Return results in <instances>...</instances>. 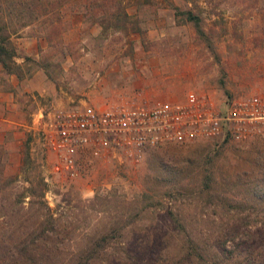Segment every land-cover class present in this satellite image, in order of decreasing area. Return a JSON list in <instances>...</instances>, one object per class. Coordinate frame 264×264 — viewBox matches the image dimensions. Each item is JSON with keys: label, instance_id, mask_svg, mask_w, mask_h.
<instances>
[{"label": "rangeland", "instance_id": "rangeland-1", "mask_svg": "<svg viewBox=\"0 0 264 264\" xmlns=\"http://www.w3.org/2000/svg\"><path fill=\"white\" fill-rule=\"evenodd\" d=\"M15 1L0 0L5 33L12 44L17 36L35 40L31 53L15 50L18 73L0 64L3 172L17 174L16 194L23 178L42 177L53 160L36 131L39 111L83 103L101 109L134 95L180 101L188 91L220 110L232 97L264 100V0H54L50 12L47 0H34L33 13ZM174 5L197 13L201 29ZM38 68L42 77H33ZM29 77L42 87L25 89ZM7 100L16 105L6 107ZM42 190L71 244L94 225H124L90 264H205L196 251L222 264L264 263V137L167 143L137 160L96 158L75 177L43 180ZM105 192L103 207L91 202ZM224 228L231 230L226 248L236 249L230 259L212 246Z\"/></svg>", "mask_w": 264, "mask_h": 264}, {"label": "built area", "instance_id": "built-area-1", "mask_svg": "<svg viewBox=\"0 0 264 264\" xmlns=\"http://www.w3.org/2000/svg\"><path fill=\"white\" fill-rule=\"evenodd\" d=\"M35 121L41 145L53 155L43 171L47 181L54 174L75 177L96 158L137 160L147 148L162 144L264 137V100L257 94L232 97L220 110L193 91L180 101L153 103L134 95L101 109L88 103L48 108Z\"/></svg>", "mask_w": 264, "mask_h": 264}, {"label": "trees", "instance_id": "trees-1", "mask_svg": "<svg viewBox=\"0 0 264 264\" xmlns=\"http://www.w3.org/2000/svg\"><path fill=\"white\" fill-rule=\"evenodd\" d=\"M33 2L34 0H16V9H19L20 12L33 13L35 11ZM53 3L54 0H47L49 8L46 9L49 12L55 11ZM40 5L42 7V4ZM173 7L175 13H184L187 21H191L197 30L201 29V17L194 13L190 7L181 9L176 5ZM53 21V19H49L44 27L48 28ZM61 21H63L62 18ZM6 29V23L0 21V64L6 72L18 73L19 66L12 60L16 51L5 33ZM3 153L2 145H0V264H90V261L98 257L105 249L104 245L111 237L109 233L112 230L119 232L120 227H124V225L117 227L118 224L114 222H110L100 229L94 225L89 232L85 233L80 244H71L73 240L69 236L67 228L59 223L54 209L42 199V177H36L34 180V174H32L31 178H23L27 184L21 186L16 194L15 192L18 190V185L15 184L17 174L14 176L4 174ZM27 158L29 155L25 151L20 160L18 173L22 174L26 170L23 164ZM108 195L109 192L95 194L91 202L103 207ZM24 197H27V200H24ZM124 199L122 197L121 201L124 202ZM17 203L19 205L15 206ZM140 210L137 209L136 214H132L131 218L137 217ZM99 214L97 213V217H100ZM122 223L125 224V222ZM230 233L229 228H224L221 233L216 234L212 243L213 248L217 246L219 251L225 253V259H230L236 254L235 248L228 249L225 245L228 239L227 235L229 237ZM219 251L218 253L222 255ZM195 255L198 261L205 264H222L219 257L209 259L204 257L201 251H196Z\"/></svg>", "mask_w": 264, "mask_h": 264}, {"label": "crops", "instance_id": "crops-1", "mask_svg": "<svg viewBox=\"0 0 264 264\" xmlns=\"http://www.w3.org/2000/svg\"><path fill=\"white\" fill-rule=\"evenodd\" d=\"M15 38H17V39H20L19 40V42L18 41H14L13 40V45H14V48H15V50H19V51H22L24 54H29V53H31L30 52V48L27 46V44L29 43V42H31L32 40H34V39H25V37H19V36H17V37H15ZM35 41V40H34ZM15 42H16V44H15ZM30 55H32V56H35V55H33V54H30ZM19 61V60H18ZM22 61V60H21ZM20 61V62H21ZM11 78H10V82L14 85V82H13V76H12V74H10L9 75ZM35 76H40V77H42V72H41V69H35V71L33 72V77H35ZM29 80V81H28ZM33 80H32V77L30 78H28L27 79V82L25 83V89H28V87H30V88H39V87H42L41 85H38V87L32 82ZM50 85L49 84H47V87H49ZM7 97V96H6ZM6 103V107H14V105H16V103L15 102H8V100L5 102ZM0 104L1 105H3V103L2 102H0ZM2 119H4V120H8L7 118H2Z\"/></svg>", "mask_w": 264, "mask_h": 264}]
</instances>
